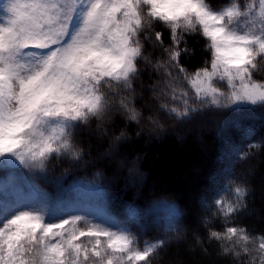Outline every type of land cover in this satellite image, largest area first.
Wrapping results in <instances>:
<instances>
[{
    "label": "snow or ice",
    "instance_id": "6c2138e0",
    "mask_svg": "<svg viewBox=\"0 0 264 264\" xmlns=\"http://www.w3.org/2000/svg\"><path fill=\"white\" fill-rule=\"evenodd\" d=\"M156 24L168 29L167 44ZM188 36L201 37L208 54L191 73L180 63L194 52ZM145 42L167 59L153 62ZM141 61L163 70L171 98L183 103V111L170 109L177 118L205 107L264 106V80L254 79L264 73V0L218 7L209 0H0V159L42 170L54 154L80 158L73 142L80 125L113 109L135 121ZM233 191L234 202L215 201L223 227L209 230V239L225 242V254L264 264V234L234 223L246 189ZM47 215L42 205L0 219V264H149L164 246L158 239L140 247L126 222L107 213L100 221L77 214L46 222ZM178 215L172 207L166 232L176 231Z\"/></svg>",
    "mask_w": 264,
    "mask_h": 264
},
{
    "label": "trees",
    "instance_id": "16d2710c",
    "mask_svg": "<svg viewBox=\"0 0 264 264\" xmlns=\"http://www.w3.org/2000/svg\"><path fill=\"white\" fill-rule=\"evenodd\" d=\"M155 30L163 33L167 44L168 29L156 24ZM187 43L194 52L182 55L180 63L191 73L204 66L208 54L201 37L188 36ZM145 49L153 62L167 59L151 43L145 42ZM140 68L132 97L138 118L115 114L81 125L73 138L80 158L52 159L50 166L56 167V174L71 177L99 173L116 212L123 204L144 206L153 198L175 202L182 210V229L150 257L149 264H250L252 257L225 254V242L210 240L208 233L223 227L214 215L215 201L234 202L233 189L239 186L246 189V207L234 223L250 234H264V106L242 111L205 107L177 118L170 112L175 106L163 70L157 74L143 61ZM263 77L254 74V79ZM181 87L187 89V83L182 81ZM175 108L183 111L181 105ZM250 144L257 146L249 148ZM253 264H260L259 256Z\"/></svg>",
    "mask_w": 264,
    "mask_h": 264
},
{
    "label": "rangeland",
    "instance_id": "374dc122",
    "mask_svg": "<svg viewBox=\"0 0 264 264\" xmlns=\"http://www.w3.org/2000/svg\"><path fill=\"white\" fill-rule=\"evenodd\" d=\"M209 2L212 6L218 7L226 4L227 0H216L214 3L209 0ZM236 2L243 6L246 0H236ZM263 74L257 75L262 77ZM171 102L175 107L181 105L183 108L181 100L171 98ZM115 114H120L129 120L117 109H113L103 120H108ZM79 127L74 130L73 138L78 133ZM52 159H65L66 162L76 160L54 154L46 161L44 169L32 170L20 165L14 158L0 159V219L18 210H40L43 205L47 207L49 213L46 222L77 214L100 221L107 213L119 221L126 222L130 230L136 234L140 247H143L145 242L152 243L158 239L164 240L165 245L177 238L178 232L182 229V210L172 200L153 198L144 206L123 204L119 207L120 212H116L110 202V191L99 173L73 177L68 176L66 172L56 174V167L50 166ZM8 160H12V163L9 164ZM172 207L179 213L173 219L176 231L166 232Z\"/></svg>",
    "mask_w": 264,
    "mask_h": 264
}]
</instances>
